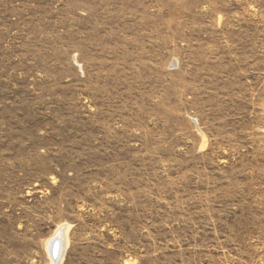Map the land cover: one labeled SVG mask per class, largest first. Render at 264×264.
Instances as JSON below:
<instances>
[{
  "label": "rangeland",
  "instance_id": "1",
  "mask_svg": "<svg viewBox=\"0 0 264 264\" xmlns=\"http://www.w3.org/2000/svg\"><path fill=\"white\" fill-rule=\"evenodd\" d=\"M59 228L57 264H264V0H0V264Z\"/></svg>",
  "mask_w": 264,
  "mask_h": 264
},
{
  "label": "bare ground",
  "instance_id": "2",
  "mask_svg": "<svg viewBox=\"0 0 264 264\" xmlns=\"http://www.w3.org/2000/svg\"><path fill=\"white\" fill-rule=\"evenodd\" d=\"M65 230L66 229H64V228H59L58 229V232H57V235H55V236H57V239H58V250H57V254H56V257H55V259L53 260L52 259V257H51V255H50V251H51V249H52V247H53V244H54V242L55 241H53V239H54V237L52 238V239H50L49 240V242H48V255H49V258H50V263L51 264H57V262H59L60 260H61V251H62V246L64 245V244H62V240H61V238H62V234H65Z\"/></svg>",
  "mask_w": 264,
  "mask_h": 264
},
{
  "label": "water",
  "instance_id": "3",
  "mask_svg": "<svg viewBox=\"0 0 264 264\" xmlns=\"http://www.w3.org/2000/svg\"><path fill=\"white\" fill-rule=\"evenodd\" d=\"M57 250H58V243H57V240H56V241L54 242V244H53V247H52L51 251H50V255H51V257H52L53 260H54L55 257H56Z\"/></svg>",
  "mask_w": 264,
  "mask_h": 264
}]
</instances>
